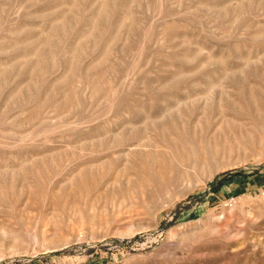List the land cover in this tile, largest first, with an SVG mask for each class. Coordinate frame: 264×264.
<instances>
[{"label": "rangeland", "instance_id": "rangeland-1", "mask_svg": "<svg viewBox=\"0 0 264 264\" xmlns=\"http://www.w3.org/2000/svg\"><path fill=\"white\" fill-rule=\"evenodd\" d=\"M0 264H264V0H0Z\"/></svg>", "mask_w": 264, "mask_h": 264}]
</instances>
